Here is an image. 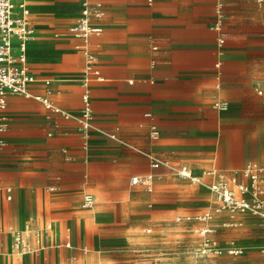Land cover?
I'll list each match as a JSON object with an SVG mask.
<instances>
[{
	"label": "crops",
	"instance_id": "obj_1",
	"mask_svg": "<svg viewBox=\"0 0 264 264\" xmlns=\"http://www.w3.org/2000/svg\"><path fill=\"white\" fill-rule=\"evenodd\" d=\"M38 1L40 6L30 11L27 0H14L16 12L20 3L28 8L33 30L25 59L35 81L28 90L47 94L72 116L82 111L87 92L90 127L81 129L73 118L44 109L34 98L9 97L6 128L0 132V264H9L3 257H8L13 235L29 221L31 250L21 256L12 250L18 262L60 241L71 249L76 231L86 243L115 225L123 210L137 206L129 181L138 174L131 173L148 170L154 176L148 155L168 164L156 169L159 177L175 174L180 166L204 182L209 170L241 180L250 163L264 172V99L255 91L256 85L264 87V0H223L220 32L214 28L215 0H89L101 4L102 16L93 21L101 32L86 42L101 80L86 77L85 56L76 48L82 42L67 30L80 15V1ZM11 52L19 54L16 39ZM217 101L226 102L227 109L217 110ZM152 126L157 139L151 138ZM219 133L239 137L232 157L239 156L246 140L258 150L234 169L238 161L224 159L212 147ZM200 153L210 156L203 168L187 166L194 165L191 160L172 165V158ZM178 180L208 191L203 184ZM83 194L92 195L90 208L82 207ZM93 207L100 213L96 222L89 220L92 213H83ZM25 213L27 223L20 226ZM39 216L44 228H39ZM50 217L55 237L46 229Z\"/></svg>",
	"mask_w": 264,
	"mask_h": 264
},
{
	"label": "rangeland",
	"instance_id": "obj_2",
	"mask_svg": "<svg viewBox=\"0 0 264 264\" xmlns=\"http://www.w3.org/2000/svg\"><path fill=\"white\" fill-rule=\"evenodd\" d=\"M32 1L40 4L38 0H27L30 11L35 9L31 5ZM217 137L212 147L224 159L228 160L238 153L240 139L237 135L219 133ZM224 139L227 141L225 144ZM256 145L248 140L243 143L239 156L230 159L238 161V165L233 166L234 169H240L250 161V156L258 150ZM187 157L181 160L172 158V165H187V160H191L194 165L187 166L199 169L207 166L210 161V156L202 153L187 154ZM156 169L158 168L152 170L153 187L150 192L142 186L131 188L136 208L132 212L123 210L118 222L107 227L105 232L99 230L94 239L84 243L79 230L76 231V242L70 244L71 249L60 241L58 244L45 246V249L41 248V254H27L18 262L14 259L9 245L8 257L3 258L9 264H26L31 255L33 257L30 264H48L55 259L64 261V264H264V226L258 218L237 214V220L228 223L229 220L221 218V214L226 213H214L218 203L209 190L181 183L171 171L159 177ZM148 173V170H143L131 174L143 177ZM93 209L94 207L91 211L83 212L92 213L90 222H96L100 218L98 211L93 215ZM206 213L213 218L203 222L201 219ZM52 219L53 217L48 219V225L50 236L55 237L56 230L54 223H51ZM27 220V214H21L20 226L27 223ZM38 220L39 228H44L42 216ZM27 224L31 225L32 221ZM0 227L3 230L2 225ZM67 227L65 223L61 234H64ZM203 228H209L212 232L204 236L201 234ZM207 240L217 250L210 247L211 251L202 252ZM234 243L242 249H234L235 252L240 251L239 254L229 251Z\"/></svg>",
	"mask_w": 264,
	"mask_h": 264
},
{
	"label": "built area",
	"instance_id": "obj_3",
	"mask_svg": "<svg viewBox=\"0 0 264 264\" xmlns=\"http://www.w3.org/2000/svg\"><path fill=\"white\" fill-rule=\"evenodd\" d=\"M82 4L79 17L70 25L67 30L75 39L82 42L77 49H80L86 59L85 66L83 68L86 77L91 75L96 80H101L98 71L95 69V58L86 50V42L92 35H97L101 32V28L93 23L94 20H98L102 16L101 4H91L89 0H79ZM258 4H261L263 0H256ZM223 0H215V30L220 32L221 19H222ZM28 11L20 10L15 11L14 0H0V132L4 131L6 125L4 124V112L7 107V103L10 96H21L24 98H34L39 101L43 108L60 115L64 119L73 118L79 127L86 130L90 127L91 109L88 99V94L85 92L82 96L83 108L79 115L72 116L68 112L62 110L56 106L47 94L43 96L33 95L28 90V86L32 84L35 79L29 73L26 66V59L24 56L25 42L30 39L33 34L32 28L27 23ZM18 41L19 54L12 55V40ZM218 43L223 44V39L219 38ZM218 66V65H217ZM89 77L86 78V82L89 81ZM256 94L264 99V87L256 85ZM215 107L219 111H225L227 109V103L223 101H217ZM149 117V114H145ZM115 140L114 135L109 136ZM158 135L156 128L151 127V138L157 139ZM151 160L152 168H159L160 166H167L168 164L163 161H159L153 156H149ZM175 175L184 181H188L192 184H203L207 187L210 193L214 196L218 203V208L214 213H226L228 216L226 220L228 223L234 222L237 214H248L252 217L258 218L264 226V172L255 164H247L241 171L239 180L236 176L226 178L223 174H219L215 170H209L204 175L209 178L208 182H204L201 177L194 176L186 166H180L174 169ZM129 184L131 186H142L146 191L150 192L152 187V176L147 175L143 177L132 176ZM6 199L10 200V189H6ZM93 204V198L90 194H85L82 197V207L90 208ZM213 218L212 215L206 213L201 219L204 221H210ZM212 232L209 228H203L201 234L207 236ZM31 230L29 228L14 233L12 250L17 256H21L23 253L30 251L28 239L30 237ZM38 237V234L35 233ZM211 242L207 240L204 244V250L211 251L207 248ZM66 247L69 243L66 242ZM240 251L235 252L239 254Z\"/></svg>",
	"mask_w": 264,
	"mask_h": 264
},
{
	"label": "bare ground",
	"instance_id": "obj_4",
	"mask_svg": "<svg viewBox=\"0 0 264 264\" xmlns=\"http://www.w3.org/2000/svg\"><path fill=\"white\" fill-rule=\"evenodd\" d=\"M32 7L34 6V8H36L37 6H40V4L38 3V2H36V1H32ZM28 7V6H27ZM81 8H82V4H81ZM16 9H18L19 11L20 10H26V11H28V8H26L25 7V5L23 4V3H20V4H18L17 6H16ZM78 16V15H77ZM28 41V40H27ZM26 41V42H27ZM26 42H25V51H24V56H25V58H26ZM227 140L229 139V138H226ZM226 139H224V144H225V142H227L226 141ZM229 141V140H228ZM231 141V140H230ZM230 143V142H229ZM97 213V211L96 210H94L93 209V215L94 214H96ZM93 220V219H92ZM82 221V220H81ZM28 226V224H25L24 226H23V228L22 229H20V230H24V229H26V227ZM46 229H50V227L48 226ZM211 244V246H209V244H207V248L208 249H211V248H214L215 250H217V248L215 247V246H213L212 245V243H210ZM43 245V244H42ZM211 247V248H210ZM233 248H231L229 251L230 252H235V250L234 249H239V250H242L238 245H236L235 243L233 244V246H232ZM27 254H29V253H27ZM27 254H25L23 257H25ZM22 257V258H23Z\"/></svg>",
	"mask_w": 264,
	"mask_h": 264
}]
</instances>
